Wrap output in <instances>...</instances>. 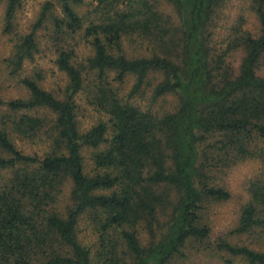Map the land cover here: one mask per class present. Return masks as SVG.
Instances as JSON below:
<instances>
[{
  "label": "trees",
  "instance_id": "1",
  "mask_svg": "<svg viewBox=\"0 0 264 264\" xmlns=\"http://www.w3.org/2000/svg\"><path fill=\"white\" fill-rule=\"evenodd\" d=\"M93 1L104 17L85 25L74 8L84 0H58L62 17L43 38L54 3L20 32L22 0H6L12 56L0 64V264H174L186 257L191 243L209 239L208 205L231 196L198 166L204 133H220L233 159L260 161L232 233L264 237V0H243L220 42L213 29L229 0H193L182 35L148 0ZM170 1L182 15L185 0ZM249 14L255 28L247 27ZM78 32L93 49L83 61L67 37ZM134 36L142 51L126 49ZM43 39L66 77L63 91L44 86L46 73L35 62ZM85 71L95 77L86 99L106 116L88 128L77 100ZM112 72L120 83L134 78L129 91L106 85ZM5 86L18 95L5 96ZM170 93L181 96L180 105L156 111ZM255 140L262 145L250 150ZM20 143L41 150L26 153ZM82 225L92 242L81 238ZM217 248L241 264H264V248L228 239Z\"/></svg>",
  "mask_w": 264,
  "mask_h": 264
},
{
  "label": "rangeland",
  "instance_id": "2",
  "mask_svg": "<svg viewBox=\"0 0 264 264\" xmlns=\"http://www.w3.org/2000/svg\"><path fill=\"white\" fill-rule=\"evenodd\" d=\"M159 13L162 14L164 20L170 22L176 30L182 35L185 29L189 27V10L193 0H185V8L183 14L180 15L177 7L170 0H148ZM52 2L54 6L48 12L47 19L42 25L39 33H43L45 38L46 33H51L55 30L54 18L62 17V12L58 0H22L16 18L15 26L17 31H30L32 25L39 19L45 3ZM96 2L93 0H84L83 3L74 5L76 11L83 17L85 25L90 22H98L104 16L101 13H95ZM243 0H229L219 10V17L213 29L214 40L220 42L219 36L227 33V26L232 24L235 19L243 12ZM5 11L6 0H0V64H3V59L12 56V40L11 36L5 32ZM247 27L255 28L257 20L255 15H247ZM73 43L77 44L79 59L85 60L93 54V49L83 37V32L70 34L67 36ZM126 49L131 51H142L137 36L131 37L125 43ZM242 53H239L234 59L235 67L238 69ZM56 55L48 48L43 39L42 52L36 59V63L41 65L46 73L44 86L52 91H63L66 85V77L61 72L55 62ZM258 73L264 75V54L258 67ZM153 81H158L157 76H152ZM95 77L93 72L85 71L84 73V89L77 94V100L81 106L80 120L84 128L92 126L95 122L106 119L103 113L98 112L86 99L88 88L93 86ZM134 78L128 76L125 82L120 83L115 78V73L109 74L106 79V85L116 88L118 91L127 92L132 87ZM5 96L15 97L18 92L15 89H8ZM62 95V93L60 94ZM181 96L175 93L166 94L156 101L154 109L161 113L175 111L180 105ZM205 134V133H204ZM202 135L198 144L199 161L198 166L211 176L215 183H218L227 188L231 194L230 198L222 202H213L208 205V218L211 225V233L209 239L205 242L191 243L186 248V257H178L174 264H241L240 259L235 258L227 252L220 251L217 246L222 239H228L232 243L247 244L254 248H264V237L260 231H255L249 235L238 236L232 233V230L238 223V217L242 207L249 199V186L261 172L262 165L259 160L246 158L233 159L234 155L229 149H224L222 146V135L220 133H210ZM20 148L26 153H34L41 150L39 145H28L20 143ZM262 143L255 140L250 146V150L256 147H261ZM91 149L85 148L84 154L87 162H90ZM197 184H201V178H196ZM70 187L65 189V198L62 200L68 202V194ZM87 225L81 226V238L86 242L94 240V234Z\"/></svg>",
  "mask_w": 264,
  "mask_h": 264
}]
</instances>
